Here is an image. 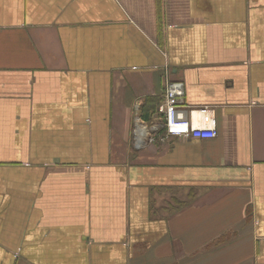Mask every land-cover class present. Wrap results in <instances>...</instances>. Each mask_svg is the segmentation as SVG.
<instances>
[{"label": "crops", "instance_id": "crops-1", "mask_svg": "<svg viewBox=\"0 0 264 264\" xmlns=\"http://www.w3.org/2000/svg\"><path fill=\"white\" fill-rule=\"evenodd\" d=\"M0 264H264V0H0Z\"/></svg>", "mask_w": 264, "mask_h": 264}, {"label": "built area", "instance_id": "built-area-1", "mask_svg": "<svg viewBox=\"0 0 264 264\" xmlns=\"http://www.w3.org/2000/svg\"><path fill=\"white\" fill-rule=\"evenodd\" d=\"M184 87L181 81L166 79L158 104L157 111L163 121L165 137L206 139L216 136L215 118L211 110L204 109L200 118L188 117L181 109ZM192 112V111H191ZM151 128H160L158 123H152Z\"/></svg>", "mask_w": 264, "mask_h": 264}]
</instances>
